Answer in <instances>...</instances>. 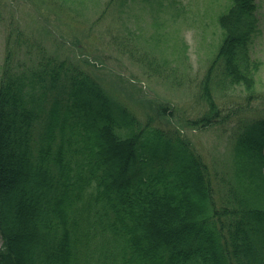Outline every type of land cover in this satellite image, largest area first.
Segmentation results:
<instances>
[{
    "label": "trees",
    "instance_id": "16d2710c",
    "mask_svg": "<svg viewBox=\"0 0 264 264\" xmlns=\"http://www.w3.org/2000/svg\"><path fill=\"white\" fill-rule=\"evenodd\" d=\"M256 9L232 0L220 17L226 37L199 93L208 110L190 126L229 117L214 88L254 97ZM24 37L8 38L0 78V264H264V206L250 200L264 196V119L239 129L248 181L234 184L178 135L136 133L126 107Z\"/></svg>",
    "mask_w": 264,
    "mask_h": 264
},
{
    "label": "rangeland",
    "instance_id": "374dc122",
    "mask_svg": "<svg viewBox=\"0 0 264 264\" xmlns=\"http://www.w3.org/2000/svg\"><path fill=\"white\" fill-rule=\"evenodd\" d=\"M257 2L261 32L251 70L255 91L264 97V0ZM227 6L228 0H0V74L7 38L12 28H21L25 40L73 63L126 106L141 128L150 123L166 133L178 130L219 168L220 177L245 184L242 167L233 164L238 117L261 119L264 102L247 100L240 86L215 88L229 119L202 130L186 123L203 109L196 91L225 35L217 16ZM157 99L173 107L170 124L157 119ZM250 200L264 206L263 195Z\"/></svg>",
    "mask_w": 264,
    "mask_h": 264
}]
</instances>
